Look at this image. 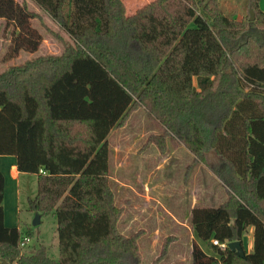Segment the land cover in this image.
<instances>
[{
    "label": "trees",
    "instance_id": "1",
    "mask_svg": "<svg viewBox=\"0 0 264 264\" xmlns=\"http://www.w3.org/2000/svg\"><path fill=\"white\" fill-rule=\"evenodd\" d=\"M31 1L70 40L49 29L60 54L0 70V155H15L19 171L37 174L30 208L55 213L60 258L44 244L24 253L23 231L4 221L0 171V264H143L139 233L119 230L108 140L141 107L198 160L208 163L211 152L220 160L214 172L228 199L195 206L190 218L215 252L194 241L192 264H264L260 0H244L254 20H236L223 0H156L131 15L122 0ZM38 16L26 1L0 0V18L14 25L10 55L39 48L42 35L31 24ZM165 136L157 140L162 149ZM250 226L254 249L244 257L213 243L243 241Z\"/></svg>",
    "mask_w": 264,
    "mask_h": 264
},
{
    "label": "rangeland",
    "instance_id": "2",
    "mask_svg": "<svg viewBox=\"0 0 264 264\" xmlns=\"http://www.w3.org/2000/svg\"><path fill=\"white\" fill-rule=\"evenodd\" d=\"M18 1H26L29 8L39 14L38 18L31 21V24L40 32L42 39L40 41V46L36 51L21 49L18 53L12 56L10 55V47L12 44V30L14 29V25L9 23L7 19L0 18L1 71H6L12 66H17L40 55L60 54L63 51V45L52 37L53 34L51 33V30L63 34L65 38L70 40L69 35L33 1ZM122 1L125 5L126 13L129 15L136 14L144 8L154 5L156 2V0ZM222 5L223 10L230 15H235L236 20L251 18L250 11L244 5V0H223ZM260 6L264 9V0H260ZM254 16L256 17L255 13ZM232 59V56L229 57L230 61ZM230 69V66H227L225 71ZM194 83L196 84V79H194ZM158 136H165L163 127L158 121L152 118L144 108L141 107L132 111L121 127L114 128L110 133L108 140L111 146L110 174H112L114 178L111 179V183L113 189L118 195V198L116 197L117 203L119 206L123 207L125 211L119 220V230L125 236H132L139 233V244V240L145 231H138V229H146L148 227L152 229H159L157 233L159 236L160 232V245L158 244V247L156 246L154 248L153 254L158 251L156 254L160 256L165 248L168 250L171 243L168 238H171L169 236L173 237V231L170 230L167 220L160 221L157 216L159 213L157 208L160 207V203H158L157 200L160 199V201H162L163 196H165V206L171 208V210H183L187 207V205H189L191 197L186 198L187 194L189 193L188 195L192 196L193 194L189 191H187L188 193L186 191L181 192V189L183 185L185 188L188 181V175L191 173V170H189V168L187 169L185 163L191 162L193 157L190 155V150L189 152L185 146L173 142L170 136H165L166 146L162 149L157 142ZM121 155L124 157H121ZM194 157L197 158L195 155ZM212 158V154L208 153L206 159L207 162H211ZM122 159L123 161H121ZM194 160L198 162V160ZM119 169L125 171V173H122L125 178L122 176L121 178H124L128 184L132 185L133 192L136 193V198H132L126 188L121 187L119 183H116L117 181L115 179L119 173ZM214 174L216 173L214 172ZM193 179L195 180V178ZM197 180L199 182L204 180V175L198 177ZM14 185L12 186V192L10 191V193L11 195L14 193L15 197L14 201L17 211L15 221L16 224L20 226L19 228L23 231L24 236H29L31 238L30 242L24 249V253H29L34 248L44 244L48 247L49 256L54 260H58L60 258V250L57 235L58 224L55 213H44L41 216V222L38 225L33 224L36 214H40V212L31 209L29 204V198L34 197L37 193V176L32 173H25L20 184L17 187ZM212 189H210V191L214 194L215 189ZM185 195L186 197H183L181 200L180 198ZM143 197L144 200H142ZM131 200L134 201L133 205ZM134 205L141 209L140 214L132 215L130 210L132 208L131 206ZM218 205L219 204L212 206L216 207ZM132 217L134 220L135 218L142 220L143 223L134 225L136 226L134 228L129 227V225L132 226L133 223L131 224L130 222L127 224V222L130 221ZM28 231H30V234L27 233ZM197 239L206 252L214 254L215 251L208 241L202 240L198 236ZM144 244L145 242H141L139 245L141 255H143V264H151L154 261L152 260L153 254L147 256ZM172 245L173 244H171L170 247ZM170 247V255L166 254L167 261H164L166 259V255L161 258L162 264H174L170 262V259L173 260L175 258V249L170 251ZM185 253L186 252L181 255L183 260H185L187 256Z\"/></svg>",
    "mask_w": 264,
    "mask_h": 264
},
{
    "label": "crops",
    "instance_id": "3",
    "mask_svg": "<svg viewBox=\"0 0 264 264\" xmlns=\"http://www.w3.org/2000/svg\"><path fill=\"white\" fill-rule=\"evenodd\" d=\"M113 129L111 130V132L113 131ZM109 135H108V139H109ZM110 150H111V146H110ZM211 154L213 157L211 162L204 163L198 160L197 158H195L193 153L190 152V155H192L193 158L191 159V162H186L185 166H187V169L189 168V170H191V173H189L188 181L185 185V188L183 185L181 192L189 191L191 194H193V196L188 195L189 193L187 192L188 193L187 197L185 195L180 198L182 200L183 197H186V198L191 197L189 200V205H187L185 209L171 210V208L166 207L165 206V201H166L165 196H163L162 201H160V199L157 200V202L160 203L159 204L160 207L157 208V210H159V213L157 214V216L159 217L160 221L167 220L168 222L167 224L169 225L170 230L173 231V237L169 236L171 238H168V239L171 242L170 245L173 244L171 247L169 245L170 251H173L175 249V254H176L175 258L173 260L169 258L170 262L174 264H192V245L194 241L199 243V240L197 239V236L195 235V232L190 222L191 221L190 219L191 210L195 206H198V205H201V206H212L216 204L220 205L223 202H225L229 197L228 189L226 185L222 182V180L216 174H214V168H217L219 166L220 160L217 156H215V154H213V152H211ZM121 157H124V156L121 155ZM194 159L198 160V162H196ZM121 161H123V159ZM110 170H111V165L109 168V175H110V179H114L112 174H110ZM0 171L5 177V195H4V202H3L4 214H5L4 221H5L6 226L8 227H18L19 228L20 226L17 225L15 221L16 215H17L16 205L14 201L15 197H14V193L11 195L10 191L12 192V186L14 184H15L14 186L16 187L20 184L21 179L23 175H25L26 172L19 171L18 166H17V158L15 155H0ZM122 173H125V171L122 169H119V173L115 179L117 181L116 183L117 184L119 183L121 187L126 188L129 195L132 198H136L135 197L136 193L133 192L132 185L127 183ZM35 175L37 176V174ZM202 175H204V180L199 182L197 178ZM121 176L124 178H121ZM193 178H195V180ZM212 188L215 189L214 194L212 193V191H210V189ZM116 197L118 198L117 193H116ZM142 200H144V197L142 198ZM133 202L134 201H132V205H133ZM131 207L132 208L130 212L132 213V215L133 214L138 215L141 213V209H139L138 206L134 205ZM124 212L125 211L123 208V213ZM130 222L131 224L133 223L132 226L129 225V227H132V228L136 227L134 225L143 223L142 220H138L136 218L134 220L133 217L132 219H130V221L127 222V224H129ZM158 230L159 229L157 228L152 229L150 227L146 229L144 228L138 229V231H145L139 240V245L141 244V242H145L144 247H145L147 256L153 254L154 248L158 244L160 245L159 243L160 232L158 236V233H157ZM242 243H243V247L246 253H250L253 251L254 249V227L253 226H250L248 228ZM169 247L167 250V255L169 254ZM157 252H155L152 256V260L154 261L159 257L158 254H156ZM184 252H186L185 254H187L185 260H183L181 256ZM167 255L164 261H167ZM142 263H143V255H142Z\"/></svg>",
    "mask_w": 264,
    "mask_h": 264
},
{
    "label": "water",
    "instance_id": "4",
    "mask_svg": "<svg viewBox=\"0 0 264 264\" xmlns=\"http://www.w3.org/2000/svg\"><path fill=\"white\" fill-rule=\"evenodd\" d=\"M250 14H251V20H254L255 16H254L253 10L250 11ZM40 222H41V215L37 213L35 219L33 220V224L38 225ZM227 246L231 250L235 251L239 256L244 257L246 254L244 247H243V243L240 240L231 241L228 243ZM5 264H7V262H5Z\"/></svg>",
    "mask_w": 264,
    "mask_h": 264
},
{
    "label": "built area",
    "instance_id": "5",
    "mask_svg": "<svg viewBox=\"0 0 264 264\" xmlns=\"http://www.w3.org/2000/svg\"><path fill=\"white\" fill-rule=\"evenodd\" d=\"M30 239H31V238H30L29 236H24L23 239H22L21 242H20L21 247L26 248V246H27L28 243L30 242ZM213 243H214L215 245L220 246V247L223 248V249L227 247V244H226V243H220L218 240H213Z\"/></svg>",
    "mask_w": 264,
    "mask_h": 264
}]
</instances>
